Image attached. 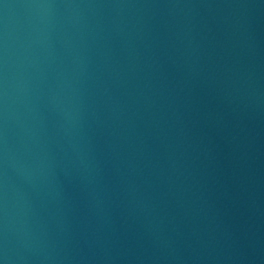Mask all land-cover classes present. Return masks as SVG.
<instances>
[{
  "label": "water",
  "instance_id": "1",
  "mask_svg": "<svg viewBox=\"0 0 264 264\" xmlns=\"http://www.w3.org/2000/svg\"><path fill=\"white\" fill-rule=\"evenodd\" d=\"M0 264H264V0H0Z\"/></svg>",
  "mask_w": 264,
  "mask_h": 264
}]
</instances>
